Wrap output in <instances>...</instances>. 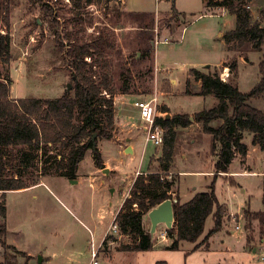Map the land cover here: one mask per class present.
Wrapping results in <instances>:
<instances>
[{
    "label": "rangeland",
    "instance_id": "rangeland-1",
    "mask_svg": "<svg viewBox=\"0 0 264 264\" xmlns=\"http://www.w3.org/2000/svg\"><path fill=\"white\" fill-rule=\"evenodd\" d=\"M46 1L53 7L52 22L42 6ZM9 2L10 25L0 22V33H10L11 44L9 55L0 52V73L13 79L11 95L56 98L65 93L69 83L70 92H74L68 50L77 31L81 40L89 41L100 28H108L116 41L107 57L110 67L98 66L93 70L111 73L116 111L113 137L98 142L104 160L109 162H105L104 168L98 170L89 150L80 163L76 179L44 174L38 184L6 193V216L0 215V225L6 228L3 236L6 243L34 255L33 262L42 264H156L159 260L168 264H264V228L259 219L245 213L246 210L264 211V150L253 145L252 135L246 133L244 142L250 148L249 164L254 173H226L215 179L214 138L203 130L204 122L193 117L215 106L218 98L200 94L199 82L190 76L192 68L202 71L207 66L212 70L217 68L221 76L223 72L230 73L225 62L237 60L235 82L245 93L264 77L261 67L264 48L249 49L242 56V52L229 51L226 47L222 36L235 28L236 17L224 12V7H209L206 0H103L100 4H85L79 9L82 13L79 20L71 0ZM251 5L254 18L258 19L264 0H254ZM139 11L153 13L155 24L149 25L152 16L133 15ZM86 60L93 59L88 56ZM230 78L231 75L226 76L227 80ZM123 87L128 91L124 92ZM154 97H157L160 117L168 114L193 117L188 127L166 129L176 134L172 172L168 175L175 180L173 197L179 191L181 202H187L195 193L207 191L215 179L220 201L228 202L234 210L244 206L232 213L226 207L223 230L213 237L209 249L204 245L192 251L196 243L189 241L181 242L178 250L166 248V242L158 236L167 228L160 224L152 250H122V244L131 242L132 237L114 227V215L138 174L159 170V158L163 155L164 143L155 145L146 141L144 121L134 106L137 100ZM249 103L264 112V92L260 97L251 98ZM164 107L169 111L163 112ZM220 122L214 120L210 124L218 126ZM128 144L133 145L132 151L125 150ZM26 152L31 162L22 169L17 165L12 171H20L32 183L38 179L39 169L46 168L48 163L55 166L57 158L67 150L59 144L46 153L30 147L18 148V164ZM235 158L230 172L242 171L247 159L243 160L239 154ZM231 214L236 215L235 220ZM144 225L150 230V221ZM213 226L211 215L206 221L205 233ZM246 235L252 237L247 249L242 246ZM202 237L205 234L198 242ZM257 246L255 250L253 247ZM6 254L10 263L5 260ZM23 262L24 257L14 249L5 248L0 241V264Z\"/></svg>",
    "mask_w": 264,
    "mask_h": 264
},
{
    "label": "trees",
    "instance_id": "trees-1",
    "mask_svg": "<svg viewBox=\"0 0 264 264\" xmlns=\"http://www.w3.org/2000/svg\"><path fill=\"white\" fill-rule=\"evenodd\" d=\"M9 1L0 0V22L3 21L7 26L10 25L11 16ZM102 1L71 0L73 7L78 10L76 20H79L78 17L81 19L82 13L79 9L85 4H100ZM253 1L207 0L208 6L224 7L236 17L235 28L225 32L222 38L229 51H240L243 53L242 56H245L244 52L249 49L264 48V6L259 9L258 19H255L251 5ZM42 6L48 20L52 22L53 7L49 1L42 2ZM133 15L141 18L152 16L149 25L155 24L156 19L151 12L139 11L133 12ZM145 27L148 29V25ZM77 32L73 45L68 50V57L72 60L71 79L74 92L66 90L62 96L56 98H13L11 97L13 79L0 73V191L2 192L0 215L2 217L6 216L5 195L8 191L38 184L44 174H59L76 179L80 163L89 150H92L96 166L100 169L105 167L98 142L99 139L113 137L112 128L116 111L113 96L115 87L108 70L100 74L93 68L110 67L107 57L114 50L116 41L114 33L108 28H100L98 34L89 41L81 40L78 37L80 31ZM10 44V33H0V52L9 55ZM88 56L93 60L88 62L86 60ZM238 64L237 60L225 62L231 75L226 81L221 78L217 68L212 70L207 66L205 71L197 68L190 70L191 78L201 81L200 94H213L218 98L215 106L193 115L195 121L204 122L203 130L214 138L212 151L215 157V179L229 173L236 154H239L243 160L246 159L249 151V146L244 142L246 133L252 135L253 145H258L264 150V112L249 103L251 98L263 94L264 77L251 91L242 92L235 82ZM261 67L264 70V60L261 62ZM123 90L127 92L128 88L123 87ZM168 111L169 109L164 107L163 112ZM190 117L187 114L173 115L171 118L158 116L156 123L165 129L179 125L188 127L192 123ZM214 120L221 122L218 126H212L210 123ZM95 135L98 136L97 139ZM58 144L67 150V153L57 158L55 166L48 163L45 164L46 168L39 169V177L32 183H28L20 171H12L17 165H21L19 167L22 169L31 162L29 153L26 152L18 164V148L30 147L46 153ZM175 144V132L167 130L163 155L159 158L160 169L138 174L116 214L114 225H117L121 234L132 237L131 242L122 244V250L148 251L154 248L155 241L150 230L145 228L144 217L151 208L173 197L175 180L170 179L168 175L172 172ZM215 179L209 184L207 191L195 193L187 202L182 203L177 194V201L174 203L175 223L173 228L167 229V237L172 241L166 248L178 250L181 242H197L203 235L206 221L211 215L214 226L194 249L207 244L209 238L222 229L226 206L218 199ZM245 213L252 219H259L261 227L264 228V211L246 210ZM5 231V226L1 224L0 241L5 248L14 249L25 258L22 264H42L34 263V257L26 251L8 245L3 239ZM262 231L264 234V230ZM251 241L252 237L248 236L247 242ZM5 260L11 262L7 254ZM156 264H167V262L158 261Z\"/></svg>",
    "mask_w": 264,
    "mask_h": 264
},
{
    "label": "built area",
    "instance_id": "built-area-1",
    "mask_svg": "<svg viewBox=\"0 0 264 264\" xmlns=\"http://www.w3.org/2000/svg\"><path fill=\"white\" fill-rule=\"evenodd\" d=\"M69 1V0H68ZM250 7V6H248ZM230 73L223 72L221 78L227 80L226 76H229ZM134 106L139 109L140 117L144 121V126L142 129L146 131V141L153 142L155 145H162L165 141V132L166 129L161 125L156 123V117H158V106H157V97L152 98L151 100H137L134 102ZM232 219L235 220L236 215L231 214ZM117 228V225H114ZM235 227L240 228L239 224H236ZM167 236V229L160 234V238H165ZM95 253H93L94 255Z\"/></svg>",
    "mask_w": 264,
    "mask_h": 264
},
{
    "label": "water",
    "instance_id": "water-1",
    "mask_svg": "<svg viewBox=\"0 0 264 264\" xmlns=\"http://www.w3.org/2000/svg\"><path fill=\"white\" fill-rule=\"evenodd\" d=\"M154 44V42H153ZM72 88V85L69 83L67 90L70 91ZM167 118H170L171 115L168 114L166 116ZM193 118V117H191ZM96 136V135H95ZM94 136V137H95ZM132 151V147H128L126 151ZM106 171V169H104ZM177 201V197H172L169 199H166L162 203L158 204L157 206L151 208L149 212L145 215L144 221L151 223L150 233L152 236V239L155 241L156 235H157V229L160 224H164L167 229H171L174 226L175 223V215H174V203Z\"/></svg>",
    "mask_w": 264,
    "mask_h": 264
},
{
    "label": "crops",
    "instance_id": "crops-1",
    "mask_svg": "<svg viewBox=\"0 0 264 264\" xmlns=\"http://www.w3.org/2000/svg\"><path fill=\"white\" fill-rule=\"evenodd\" d=\"M206 3H207V0H206ZM209 7H211V6H209ZM211 8H213V7H211ZM217 8V7H216ZM216 8H214V9H216ZM214 12V11H213ZM224 12H228L225 8H224ZM225 62V61H224ZM217 65H219V64H217ZM199 82V84H200V86H201V81H198ZM11 97H13L12 95H11ZM13 98H17V97H13ZM129 139V138H128ZM133 147V145H127L126 147H125V150H127L128 149V147ZM101 151V150H100ZM249 151H250V148H249ZM249 151H248V155H247V159H246V162L243 164L244 166H243V168H242V171H239V172H230V168H229V173L231 174V173H249V172H253L254 173V171L251 169V166H250V164H249ZM236 158H234V160H235ZM234 160H233V162H232V164L234 163ZM106 163H109L107 160H104ZM95 162V161H94ZM214 162H215V159H214ZM232 164L230 165V167L232 166ZM213 166H214V163H213ZM97 167V166H96ZM98 168V167H97ZM98 170H101L100 168H98ZM177 194H178V196L179 197H181L180 196V193H179V191L177 192ZM220 201V200H219ZM123 203V202H122ZM182 203H184V202H182ZM220 203L221 204H224L228 209H229V212H235V211H238L239 210V208H244V206L243 207H238V209L237 210H234V209H232V207H230V205L228 204V202H222V201H220ZM122 205V204H121ZM121 207V206H120ZM116 214H117V212L115 213V215H114V218H115V216H116ZM145 222V221H144ZM223 230V229H222ZM220 232V231H219ZM203 234H205V236H206V234L207 233H205V231H204V233ZM215 235H217V233L215 234ZM215 235H213V236H211L210 238H209V240H208V242H207V244H203V245H201L199 248H197V249H194V247H195V245L197 244V243H200L201 241H202V239L198 242H195L196 244H194V247L192 248V251H198L199 249H201L204 245L209 249L210 247H211V245H212V243H213V237L215 236ZM160 237V235L158 236V238ZM247 237H248V235H246V236H244V238H243V242H242V246H243V248H246L247 249V246H248V242H247ZM120 238V237H119ZM202 238H204V237H202ZM162 240L163 241H165L166 242V246L167 245H169L170 243H171V239L170 238H168L167 236L165 237V238H162ZM112 243H110V246H112L111 245ZM262 244H264V242H262ZM253 248H255V250H257V248H258V246L257 247H253ZM252 248V249H253ZM28 253V252H27ZM123 253H125V252H123ZM188 253H190V252H188ZM29 254V253H28ZM30 255V254H29ZM187 255V254H186ZM31 256H33L34 257V259H33V261L35 260V256L34 255H31ZM159 261H161V260H159ZM164 261V260H163ZM158 262V261H157ZM156 262V263H157ZM167 262V261H166ZM167 264H168V262H167Z\"/></svg>",
    "mask_w": 264,
    "mask_h": 264
}]
</instances>
